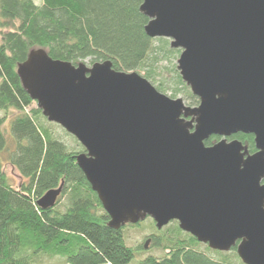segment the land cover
Listing matches in <instances>:
<instances>
[{
	"label": "water",
	"instance_id": "obj_1",
	"mask_svg": "<svg viewBox=\"0 0 264 264\" xmlns=\"http://www.w3.org/2000/svg\"><path fill=\"white\" fill-rule=\"evenodd\" d=\"M140 11L148 36L182 49L178 69L198 106L111 61L74 65L44 48L18 64L22 85L84 146L76 161L109 227L177 221L213 250L264 264V0H143ZM239 133L254 136L255 153L229 141ZM212 136L221 139L207 146ZM62 187L39 206L54 205Z\"/></svg>",
	"mask_w": 264,
	"mask_h": 264
},
{
	"label": "trees",
	"instance_id": "obj_2",
	"mask_svg": "<svg viewBox=\"0 0 264 264\" xmlns=\"http://www.w3.org/2000/svg\"><path fill=\"white\" fill-rule=\"evenodd\" d=\"M142 3L0 0V264H37L43 255L60 258L62 264H232L226 253L208 244L202 248L177 221L169 223V233L162 230L167 225L159 230L155 224L156 232L136 246L128 243L126 228L147 219L154 225L152 218L117 230L109 227L110 216L76 161L84 146L48 120L17 73L30 50L44 48L55 60L90 66L111 61L117 71L145 69L148 79L154 77L156 53L164 48L156 42L164 43L165 37L147 35L149 18L140 11ZM176 81L184 84L179 72ZM234 138L256 150L253 135ZM219 139L212 136L206 145ZM6 165L17 171L18 184L6 173ZM61 184L55 204L40 207L43 195ZM147 240L163 254L146 255Z\"/></svg>",
	"mask_w": 264,
	"mask_h": 264
},
{
	"label": "rangeland",
	"instance_id": "obj_3",
	"mask_svg": "<svg viewBox=\"0 0 264 264\" xmlns=\"http://www.w3.org/2000/svg\"><path fill=\"white\" fill-rule=\"evenodd\" d=\"M36 3H39L40 0H35ZM165 42H156L157 46H164L163 50L158 51L156 53L157 59L154 61V77L151 76V78H147V71L144 69L139 71V74L147 78L156 88L159 89L160 92L163 94L173 98H182L186 106H192L196 107L199 105V102L195 99L189 98L188 91L191 92L190 87L184 82L183 85L177 84L176 81V74L177 72L180 73L178 69V59L179 55L182 51L181 48H173L171 46V39L164 38ZM87 66H90L89 64L85 63ZM176 70H175V69ZM148 69H152L150 67H147ZM186 85L189 89L185 88ZM178 90V91H176ZM198 99V98H197ZM58 132L61 134V136L66 139L70 140L69 136L65 135L62 131V129L58 128ZM221 139V137H219ZM236 139L234 136L229 138L230 140ZM242 141V140H241ZM247 145V144H245ZM248 146V145H247ZM249 149V147H248ZM6 173L12 177L13 181L18 184L20 182V177L15 169H13L10 165L5 166ZM172 222V221H171ZM172 224V223H171ZM171 224H168L166 227H164L162 230L165 233L171 232ZM154 227V228H153ZM161 230V229H159ZM156 232L155 223L153 225L151 220H145L140 226L138 227H128L125 230V235L127 236L128 243L131 245H139L144 242V236L150 234L151 232ZM204 243L201 244L202 248H205ZM235 248H232L229 251H221L228 255L229 259L232 261V264H244L239 256H237ZM148 252H146V255L148 254H154L155 256H160L163 254L161 250L156 249L155 247L152 248V244H149V247L147 248ZM146 250V251H147ZM37 264H62V259L60 258H54L53 256H40L36 260Z\"/></svg>",
	"mask_w": 264,
	"mask_h": 264
},
{
	"label": "flooded vegetation",
	"instance_id": "obj_4",
	"mask_svg": "<svg viewBox=\"0 0 264 264\" xmlns=\"http://www.w3.org/2000/svg\"><path fill=\"white\" fill-rule=\"evenodd\" d=\"M254 137V136H253ZM220 140V139H219ZM219 140H214L213 142H212V144H210V145H213L214 143H216V142H218ZM207 142V141H206ZM255 143V142H254ZM210 145H207V146H210ZM249 147V146H248ZM255 149H256V147H255ZM249 152L250 153H255L256 152V150L254 151V152H251L250 150H249Z\"/></svg>",
	"mask_w": 264,
	"mask_h": 264
}]
</instances>
